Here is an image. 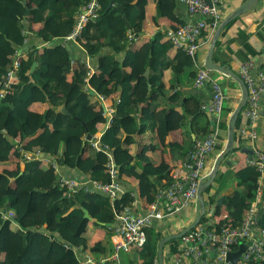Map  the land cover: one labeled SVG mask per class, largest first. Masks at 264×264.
Wrapping results in <instances>:
<instances>
[{
	"label": "trees",
	"instance_id": "16d2710c",
	"mask_svg": "<svg viewBox=\"0 0 264 264\" xmlns=\"http://www.w3.org/2000/svg\"><path fill=\"white\" fill-rule=\"evenodd\" d=\"M88 1L0 0L1 89L9 70L18 60V52H24L19 57L18 84L0 105V163L8 161L12 154L25 163L24 171H0V264H80L78 249L89 250L94 257L106 252L101 242L89 246L84 234L91 221L85 219L82 208L96 220V225L112 233L110 226L116 222L115 209L126 208L129 204L127 194L123 192L115 202L103 194L84 189L69 194L58 184V173L51 165L44 168L41 160L26 161L20 151H41L53 159L59 169L68 168L82 173L92 182L108 184V156L96 151L87 140L89 135L93 139L99 132L98 125L108 124L105 113L95 110L97 104L92 100L96 96L91 91L96 92L101 102L107 101L113 106L110 111L114 116L101 143L112 151L121 178L135 176L138 179L139 195L146 199L148 206L156 201L159 190L170 186L173 179L168 172L158 175L149 167L150 170L143 168L137 172L131 162L129 146L135 142L136 135L155 128L162 136H167L183 127L189 116L201 111L197 100L189 99L184 102V113L164 105L161 110L153 108L148 112L152 107V95L167 97L165 71L176 72L173 79L179 73L167 57L174 49L166 38L167 31L144 38L147 7L152 0H98V18L84 26L76 41L66 40ZM155 2L159 18L177 23L175 12L179 0ZM115 6H122L123 12H114ZM238 19L227 25L222 34ZM184 25L177 23L170 29ZM239 36L247 52L253 54L248 44L249 36L243 31ZM202 37L209 40L205 33ZM139 38L143 39V45L137 48ZM78 41L83 43L88 57L96 62L94 72L84 62L73 60L65 46L68 42ZM219 45L217 41L214 57L217 65ZM180 56L182 65L195 66L185 52L179 51L178 58ZM35 63L37 68L32 71ZM196 74H193L194 79ZM212 75L215 72H210ZM168 101L180 104L178 94L170 96ZM38 103L47 104L49 109L42 113L35 111L33 106ZM58 108H65L69 115ZM233 112L232 109L224 111L220 129L228 130V116ZM242 118L241 113L233 153L244 148L238 136ZM123 133L126 135L124 140L120 138ZM210 134L211 130H205L201 140ZM172 145L182 148L180 144ZM223 149V146H216L219 153ZM188 153L182 155L183 160ZM260 175L257 167L252 165L235 172L230 170L228 174L220 170L215 184L205 192L210 195L216 190L213 196H208L211 206L219 198H225L223 206H218L212 217L227 216V225L240 226L257 199ZM230 181L236 183V188L222 196ZM257 207L258 227L264 230L263 195ZM208 220L206 215L201 224ZM44 226L48 231L42 229ZM147 234L148 242L137 251L136 258L141 264H154L159 243L165 237L154 228ZM179 241L173 240L167 245L174 246L173 251L178 253Z\"/></svg>",
	"mask_w": 264,
	"mask_h": 264
},
{
	"label": "built area",
	"instance_id": "2783aa9c",
	"mask_svg": "<svg viewBox=\"0 0 264 264\" xmlns=\"http://www.w3.org/2000/svg\"><path fill=\"white\" fill-rule=\"evenodd\" d=\"M187 7L191 16L200 18L197 22H191L176 29H169L166 38L171 42L174 49L185 52L190 56L195 66L197 74L194 86L202 89L210 84L212 96L209 104L202 108L206 114L213 117V131L203 140H197L193 148L188 153L181 168L171 172L173 183L164 189H160L156 201L150 204L146 210L135 212L129 207L123 210H116V222L110 226L115 233L113 261L119 264L121 254H131L134 251L142 250L148 242V230L155 226L156 222L179 215L185 209L195 206L200 210L198 192L201 183L205 182L210 175L208 164L211 155L216 150L219 142L218 130L227 102V95L219 81L210 76V72L196 63L198 52L205 45L206 39L203 33L213 38L222 21V14L219 10L221 0H212L211 7L206 0H179ZM98 0H89L82 8L71 35L66 38L68 41H76L84 26L91 20L99 16ZM216 35V34H215ZM202 37V39H201ZM20 56V55H17ZM20 67L19 58L15 61L14 67L9 70L4 88H0V105L2 100L12 93V89L18 84L17 72ZM244 80L249 99L246 107L242 111V123L238 129V136L247 148L254 152L250 160V165L257 167L260 172L259 188L256 201L248 210L242 224L237 227L226 224L227 216H221L219 223L211 222L212 216L204 224H199L181 238V246L178 253L173 257V264H233L227 261L228 254L239 249L240 244L247 246L238 264H254L260 262L264 264V230L258 227V205L264 187V151L258 147L259 139L257 123L264 120V70H256L255 61L249 59L242 65L239 72ZM103 100V98H101ZM113 111L107 112V127L112 120ZM94 139V140H93ZM92 147L98 152H104L108 156L107 172L110 181L108 184L76 179H68L59 174V166L50 161V165L58 173V184L69 194L77 193L84 189L87 192L103 194L112 202L124 192L120 171L115 164L112 151L101 143V139L93 138ZM26 161L44 160L48 158L41 151L25 153ZM200 212V211H199ZM210 214V213H209ZM207 215V214H206ZM80 264H95L94 259L88 256L81 260ZM154 264H159L158 257Z\"/></svg>",
	"mask_w": 264,
	"mask_h": 264
},
{
	"label": "crops",
	"instance_id": "0c3cea01",
	"mask_svg": "<svg viewBox=\"0 0 264 264\" xmlns=\"http://www.w3.org/2000/svg\"><path fill=\"white\" fill-rule=\"evenodd\" d=\"M248 1L249 0H221L219 10L222 14V21L220 23V26L224 22V20L229 18L238 10H240ZM147 10L148 20L144 38H153L157 33H165L170 28H172L173 25H177V23L189 24L191 22H197L200 20L198 16H191L187 10V7L182 3L176 4L175 21L177 23L168 21L164 18H159L157 16L155 0L150 1ZM240 31L245 32L249 36L248 44L250 45L253 54H250L244 48L242 40L239 36ZM215 34L213 38H210L209 40L206 39L205 45L198 52L196 58V63L198 64V66H204L206 60L208 59L210 46L215 38ZM217 41L220 42L219 53L217 55V59L219 62L218 65L229 66L234 72L239 74L242 65L245 64L249 59H253L255 61L256 70H264V0L258 1V3L253 6V8L249 11V13L240 16L239 19L229 29L225 31L224 35L221 34L218 37ZM142 45L143 39H137L135 46L139 48ZM65 46L67 50L71 53V57L73 60L84 62L91 72H94L96 70V62H94L92 58L88 57L86 50L84 49V45L81 41H78L76 43L68 42L65 44ZM178 52L179 51L176 49H171V51H169V53L167 54V57L168 60L173 63V65L177 66L176 68L179 73H177V76L175 75V79H173L174 74H176V72H173L171 69L165 71L164 81L166 85L165 91L167 97L163 99L159 95H152V107L149 108L148 112L151 111L153 108L157 111L161 110L164 105L168 106L167 108H176L177 111H179L180 113H184L186 110L184 102L189 99L192 101L197 100L201 111H199L196 115L189 116L186 119L183 127L170 132L167 136H162L158 128L147 131L146 133L139 136L136 135L135 142L129 146V151L132 155V165L135 166L136 171L139 173L143 170V168L148 169L149 167L155 169L158 175L165 174L164 171L166 173L168 172L169 174H171L172 171L182 167L184 161L186 160H183L182 155H187V153L190 152L193 148L194 143L197 140H201L203 138V132L205 130H214L212 129L214 124L213 117L206 114L205 111H202V108L205 105L209 104L211 100V86L207 85L202 89L195 88V75L193 74L197 72V65L193 67H186L182 65V56L178 58ZM109 53L110 51L108 52V54ZM18 55H24V52L19 51ZM215 56L216 55L214 53V57ZM182 69L186 70L182 71ZM212 78L219 81L222 86H225L223 87L227 95L225 110H235L242 99V88L240 87V85L236 81L218 72H215V75H212ZM174 94H178L180 104L169 103L168 98ZM164 101H166V103H163ZM92 103H94L95 105L97 104L95 108L96 111L102 110L105 115L108 111L110 112V110H113V106L111 105V103L107 101L101 102L98 97H95V99L92 100ZM33 109L42 113L46 112L49 109V106L47 104L38 103L33 106ZM230 116L231 114L228 116V122ZM106 118H108L107 115ZM105 129H107V124L98 125L99 132L96 134V138L101 139L103 133L105 132ZM257 131L259 136V139L257 141L258 147L264 151V120H261L257 123ZM218 135L219 142L217 146L225 147L228 137L227 130L219 129ZM120 138L124 140L126 138L125 133H123ZM172 144H177V146L178 144H180L182 148H180V146L173 148ZM243 144V149L247 148L245 142ZM242 150L241 152L233 153L227 159L233 163V167L229 168L228 166L223 164L220 169L221 173L228 174L230 170L235 172L239 168H245L250 165L251 158L249 154L242 152ZM218 155L219 152L217 150H215L214 153L211 155L208 164V169L210 171L213 168ZM11 158L15 159L14 166H9L5 164L10 162V160H8L2 163L4 165L0 166V169L2 168L0 171L4 169H17L19 171H24L25 163L21 159L14 157L13 154ZM41 161H43V167L47 168L48 166H50V161H53V159L48 158L47 162H44V160ZM59 174L65 178L76 179L81 182L88 180V178L82 173H79L74 170L72 171L68 168H60ZM153 180L155 181V178H153ZM121 182L124 189V194H127L126 201L129 202L126 207H129L135 212H141L146 210L148 203L146 199L141 198L139 195L138 179L135 176H124L123 178H121ZM234 188H236V183L230 181L225 186V189H223L224 192L222 196L231 193ZM215 193L216 190L212 191L210 195H205L204 193L207 216L209 215V213H211L213 209V206L209 204L208 196H213ZM262 195L264 196V187L262 188ZM199 211L200 210H198V208H196L195 206L190 207L188 209H185L182 213L177 216L156 222L153 228L157 232L162 234V236L164 237L173 234H178L192 225L195 218L198 216ZM90 221L91 222L84 234V236L89 240V246L101 242V244L105 245L106 252L104 254H100L94 257L89 250L83 251L82 249H78L77 255L79 259L83 261L88 256H91L94 259L95 264H98V262L99 264H116L113 261V255L115 252V233L113 231L112 233H110V231L102 229L100 226L96 225V220L92 217ZM219 221L220 216L213 217L211 220V222L216 223H219ZM42 229L48 231L47 226H44ZM109 235L111 236V239L109 238ZM179 244L180 245L178 251L181 249L180 241ZM174 248L175 247L172 245H167L164 248L165 264H173V257L175 256V252L173 251ZM136 254L137 251H134L131 254H124V258L121 254L119 264H141V262L137 260ZM130 255L132 256V259H134V262H131V259L128 258V256Z\"/></svg>",
	"mask_w": 264,
	"mask_h": 264
},
{
	"label": "water",
	"instance_id": "95a60500",
	"mask_svg": "<svg viewBox=\"0 0 264 264\" xmlns=\"http://www.w3.org/2000/svg\"><path fill=\"white\" fill-rule=\"evenodd\" d=\"M206 1L211 7H213L212 0H206ZM258 1H260V0H249L240 10H238L237 12L232 14L229 18L224 20V22L218 28L216 35H215V38L212 41V44L210 46L208 59L206 60V62L204 64L205 68L209 72H218V73L236 81L240 85V87L242 88V99H241L240 104L237 106V108L234 110V112L230 116V119L228 122V130H227L228 137H227L226 145H225L224 149L222 150V152H220L219 155L217 156L215 163H214V166L211 169L209 178L205 182L201 183V185H200L199 192H198L200 212H199L198 216L195 218L192 225L189 226L188 228H186L185 230L181 231L178 234L166 236L165 238H163L160 241L159 247H158V252H157L159 264H165V262H164V248H165V246L173 240L181 239L183 236H185L191 230L195 229L201 223L202 219L206 216L207 209H206L205 200H204V193L210 187H212L215 184V180H216L217 175L221 169V166L223 164H225L229 168L233 167V163L227 159H228V157H230V155L233 154V152L235 150V134H236V130H237L236 128H237V124L239 122L240 115H241L243 109L247 105V102L249 99V93H248V89H247V86H246L244 80L240 77L239 74L234 72L229 66H220L214 62V53H215L217 39L222 34V32L226 28V26L229 25L230 23H232L234 20H236L240 16L249 13V11L253 8V6H255L258 3ZM112 10L114 12H123V7L122 6H115L112 8ZM37 65H38L37 63H35L33 65L32 71H34L37 68ZM148 73H149V71H147V74ZM91 94L98 97V95L94 91H91ZM58 110L63 112L66 115H69V112L65 108H58ZM112 116H114V114H112ZM109 120L110 119L107 118V122ZM87 140L91 141L92 136L89 135ZM242 152L249 154L250 158H252V156L254 155V152L247 149V148L243 149ZM12 182H13V180H12ZM224 200H225L224 197H221L217 200V202L213 206V209H212L211 213L209 214V216L214 215L216 208L218 206H223ZM82 210L85 214V216H84L85 219L91 220L90 213L84 208H82ZM3 213H5V211H3ZM10 219L13 221V217H11ZM246 249H247V246L244 243L240 244L239 249L237 251L228 254L227 261H230L233 264H238L242 255L246 251Z\"/></svg>",
	"mask_w": 264,
	"mask_h": 264
},
{
	"label": "rangeland",
	"instance_id": "374dc122",
	"mask_svg": "<svg viewBox=\"0 0 264 264\" xmlns=\"http://www.w3.org/2000/svg\"><path fill=\"white\" fill-rule=\"evenodd\" d=\"M20 57V56H19ZM18 57V58H19ZM214 73V72H213ZM9 160H10V162H8V163H5V164H7V165H9V166H14V162H15V159L14 158H9ZM2 165H4V164H2V163H0V166H2ZM2 169V168H1ZM0 169V170H1ZM123 255V258H124V254H122ZM128 258L129 259H131V262H134V259H132V256L130 255V256H128Z\"/></svg>",
	"mask_w": 264,
	"mask_h": 264
}]
</instances>
